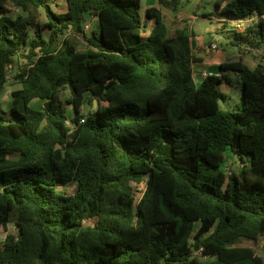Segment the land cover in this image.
<instances>
[{"label": "trees", "instance_id": "trees-1", "mask_svg": "<svg viewBox=\"0 0 264 264\" xmlns=\"http://www.w3.org/2000/svg\"><path fill=\"white\" fill-rule=\"evenodd\" d=\"M64 1L57 12L59 0H0V93L25 61L14 107L0 108V232L18 229L0 264H264L235 246L264 237V63L223 62L197 83L191 34L172 33L160 6L142 14V0ZM190 1L158 0L174 11ZM199 2L225 25L252 19L229 38L241 54L264 49V0ZM41 10L47 22L30 38ZM88 16L98 23L91 36ZM145 17L154 21L146 38L123 35ZM228 72L242 82L234 110L221 107ZM87 97L100 105L84 115ZM230 156L240 169L227 173Z\"/></svg>", "mask_w": 264, "mask_h": 264}, {"label": "rangeland", "instance_id": "rangeland-1", "mask_svg": "<svg viewBox=\"0 0 264 264\" xmlns=\"http://www.w3.org/2000/svg\"><path fill=\"white\" fill-rule=\"evenodd\" d=\"M59 5H55V9L57 12H63L66 9V3L64 0H59ZM8 5V12L12 16H18L23 15L27 16V14L23 13L22 11L16 12V8L13 7L11 4ZM157 5L160 6L165 14V21L170 29V31L173 33L177 28H187L189 34H191V37H193V41L198 42V37L195 38L196 35H208L209 30H213L214 35L211 36L212 38L210 41L205 43V49L207 47V50H209V54L207 52H204L202 54L203 57L206 58H214L215 52L212 51L210 48L213 43H216L218 45V49L220 52H216L217 54H226V60H238L240 57L238 55H249L246 57V60L248 61V65L250 68H257L258 63L264 60V52L260 51H254L252 53H247V51L243 52L242 54L240 51L229 44V38L232 36L233 28L237 25H225L224 20L222 19V16L219 14V12L215 11L213 7H202L200 5L199 0H191L190 2L184 3L182 6L179 7L177 10H172L170 8L164 7L159 4L158 0H142V14H145L146 8ZM220 21H217L215 19H219ZM146 25L139 29V30H123V35L127 36V34H134L137 35L140 40L146 38L149 34L151 29L154 26V21L151 19H148L147 17L144 18ZM47 22V18L45 16V12L41 10L40 15L38 16V19H36L33 23L34 26H29V37L33 38L34 31L38 26H44ZM238 24V23H236ZM43 33L46 37L49 36V30L47 28H43ZM86 34L88 36H91L93 31L98 30V23L95 16H88L87 22H86ZM68 41L76 45L77 49L79 51H83L87 48V43L84 39L75 37L73 34H67L64 36ZM63 37V38H64ZM136 41V40H135ZM135 41H130L131 44H135ZM200 44V41H199ZM198 56V54H197ZM200 56V58H203ZM24 59L20 60V63L18 62L16 64V69H14L8 79V82L6 86L3 88L2 92L0 93V108L4 109L5 111H9L12 107H14V101L12 97V92L18 90V88L21 86V83L15 79V73L17 71V66H23L24 65ZM214 71V69H213ZM227 79L224 80L220 84V89L224 94L228 96V99L226 101H222L221 107L223 110H234L238 109V106L240 102L242 101V82L238 74L234 72H228L226 73ZM200 83V82H197ZM61 99L64 101H67V99L71 96V92L69 88H66L62 90L60 93ZM44 102L41 100H34L31 102L29 107L33 110H39L43 108ZM99 102L96 99H93L91 97H87L86 104L83 108V114L87 115L90 111H94L99 107ZM68 106V116L70 119L74 117V108L71 105ZM19 109H23V106H19ZM230 168L234 169H240V162L235 159L234 156L229 157V162L226 165L227 173H229ZM1 189V188H0ZM140 189V188H138ZM63 190V188H62ZM67 192H72L73 188L68 187L66 188ZM139 196V193L137 194ZM18 234V229L14 223L10 224L7 228V230H2L0 232V248L5 243L6 238L8 235ZM235 246H247L254 248L259 254H261L264 258V237H261L258 241L254 242L249 239L242 238L238 242H236ZM197 258L202 263H207L210 259L208 257L203 256L202 254L198 255Z\"/></svg>", "mask_w": 264, "mask_h": 264}, {"label": "crops", "instance_id": "crops-1", "mask_svg": "<svg viewBox=\"0 0 264 264\" xmlns=\"http://www.w3.org/2000/svg\"><path fill=\"white\" fill-rule=\"evenodd\" d=\"M152 6H157V5H152ZM215 20L220 21V18L219 19H215ZM208 32H209L208 35H196L195 36V38L198 37V40L200 41V44H199V41L198 42H196V41L194 42L193 41V37L190 38L192 52L198 58H200V56H202V54L204 52H207V54L210 53L209 50H207V47L205 49V43L210 41V39L212 38L211 36L214 35V32H213V30H209ZM213 44H216V43H213ZM212 51L215 52V57L214 58L210 59V58H206V57L202 56L203 58H200L201 62L194 65V76H195L196 82H201V80L199 79L201 76L205 78L207 75H210V74H219V72H220L218 70L219 65L221 63H223V62L230 61V60H226V56H227L226 54H220V55L217 54L218 52H220L219 49H216V50L212 49ZM197 54H198V56H197ZM238 56L242 57L244 62L248 65V61L246 60V57L249 56V55H238ZM263 63H264V60L262 62L260 61L258 63V66L263 64ZM213 69H214V71H213ZM20 88H21V86L18 89H20Z\"/></svg>", "mask_w": 264, "mask_h": 264}, {"label": "built area", "instance_id": "built-area-1", "mask_svg": "<svg viewBox=\"0 0 264 264\" xmlns=\"http://www.w3.org/2000/svg\"><path fill=\"white\" fill-rule=\"evenodd\" d=\"M19 11H20V9L16 8V12H19ZM263 18H264V16H263ZM251 21H252V19H247V20H244V21H240V22L238 23V25H237L238 29H240V30L243 29L244 26L247 25L248 23H250ZM211 48H212L213 50H216V49H218V45H217V44H213V45L211 46ZM261 51L264 52V49L261 50ZM82 122H84V120H82ZM68 124H70V122H68ZM145 187H146L145 182H142V183L140 184V186L138 187V188H140V189H139V191H138L139 196L136 195V196H137V197H136L137 200H139V199L141 198V196H142V194H143V191L145 190ZM200 254L203 255V248H200V249H198V250L195 251V255H196V256H198V255H200Z\"/></svg>", "mask_w": 264, "mask_h": 264}, {"label": "water", "instance_id": "water-1", "mask_svg": "<svg viewBox=\"0 0 264 264\" xmlns=\"http://www.w3.org/2000/svg\"><path fill=\"white\" fill-rule=\"evenodd\" d=\"M199 79H200L201 81H203V80H204V77L201 76Z\"/></svg>", "mask_w": 264, "mask_h": 264}]
</instances>
